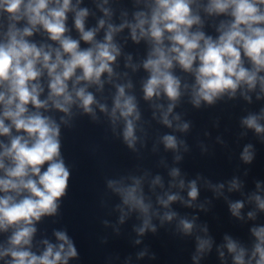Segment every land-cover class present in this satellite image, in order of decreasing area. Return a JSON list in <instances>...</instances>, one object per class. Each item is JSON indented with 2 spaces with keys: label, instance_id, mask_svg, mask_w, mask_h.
Here are the masks:
<instances>
[{
  "label": "clouds",
  "instance_id": "obj_1",
  "mask_svg": "<svg viewBox=\"0 0 264 264\" xmlns=\"http://www.w3.org/2000/svg\"><path fill=\"white\" fill-rule=\"evenodd\" d=\"M80 2L0 0V136L10 138L8 144L0 142V173H3L0 175V193L3 194L0 195V232L12 230L7 247L0 245V259L11 258L5 264H68L69 259L78 255L64 231L54 232L58 244L43 240L45 248L40 255L31 251L36 223L45 216L57 214L70 177L61 155L60 124L44 115L41 109H55L71 117L75 105L95 118L93 105L98 102L88 87L97 85L98 90L102 89L101 77L105 73L111 81L112 65L120 55V48L114 43L116 33L127 27L134 42L145 39L151 45L142 65L149 73L142 86L144 99L162 95L167 98L170 103L162 114V123L169 127V114L182 96L181 79L173 73L177 65L194 75L190 102L197 108L202 102L212 105L225 95L235 97L237 90L245 87L252 91L259 85L260 93L264 94V75H260L264 72V0H207L203 6L198 0H150L145 5L148 11L135 12L133 21L125 20L119 26L107 23L102 41L96 36L105 28L106 20L100 19L97 27L86 30L89 10L80 8ZM107 2L104 0L105 4ZM193 5H196L195 11ZM201 7L209 16L230 17L220 22L215 39L201 30ZM100 8L106 17L111 16L109 9L102 5ZM70 12L74 14L79 39L68 34ZM40 31L58 46L38 45L28 39ZM81 41L88 47L82 48ZM246 62L250 67L245 66ZM45 77L47 95L41 99ZM126 87L131 88V83L116 85L110 116L113 124L119 119L124 121L123 140L129 148H134L135 122L140 120V112L136 98L126 95ZM183 87L188 89L189 85ZM241 94L250 99L246 93ZM99 107L102 112L108 111L106 105ZM175 119L180 117L177 115ZM261 119H264V110L260 115H248L242 124L257 134L264 133V125L259 123ZM61 123L67 124L68 120L61 117ZM179 128L186 131L189 124L183 123ZM163 143L168 149L177 148V139L172 135H165ZM250 149L248 145L242 152L245 163L253 160ZM171 175L178 176L179 170L173 169ZM153 183L159 184L160 177ZM180 185L183 187V181ZM108 186L120 195L124 205L143 216V225L137 229L139 234L143 235L148 229L156 231L149 216L152 206L145 203L140 179L133 178L130 186L110 180ZM188 187L189 198L195 200L198 196L196 182H190ZM231 187L237 188V182L233 181ZM178 199L175 194L167 195V199L160 198L159 203L167 208ZM251 199L264 211V198L253 195ZM243 207V203L237 201L230 204V211L240 218ZM175 216L174 212H165L162 220L171 221ZM248 216L254 219L255 213L249 212ZM179 228L184 234H191L194 222L181 219ZM250 231L255 237L250 255L237 241L224 237V247L232 254L233 264H264V226ZM211 244L210 239L197 237V253L210 250ZM220 256H224L222 251Z\"/></svg>",
  "mask_w": 264,
  "mask_h": 264
}]
</instances>
